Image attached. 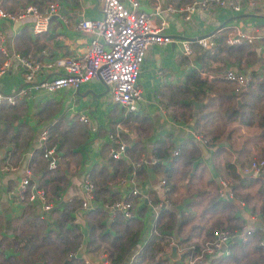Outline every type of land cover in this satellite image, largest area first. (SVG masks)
Here are the masks:
<instances>
[{
	"label": "crops",
	"instance_id": "obj_1",
	"mask_svg": "<svg viewBox=\"0 0 264 264\" xmlns=\"http://www.w3.org/2000/svg\"><path fill=\"white\" fill-rule=\"evenodd\" d=\"M97 1L0 0V8L8 13L13 12L25 2H31L38 9L43 8L48 2L57 6V14L51 17L48 29L35 35L29 31L28 23L12 22L0 17V48L7 55L28 56L37 62L48 61L55 56L82 53L89 41V36L76 30L75 26L81 19L101 17ZM136 1L139 11L145 13L152 11L153 0ZM191 1L158 0L162 8L165 6L182 7ZM233 1L238 4V10L211 5L208 9H198L187 20L180 13L162 12L157 16H151L154 24H159L161 21L164 23L162 31L170 38V42L152 43L146 48L137 80L141 99L138 104L139 110L135 113L121 114L117 107L109 103L107 96L104 98V87L95 81L81 83L78 88L60 89L47 95L32 93L17 100L15 105H0V164L6 163L15 168V171L9 173L0 170V264H40L37 257L38 249L33 247L34 249L31 250L35 253L31 255L28 246L31 243L34 246L43 245L44 242L40 240L42 234L55 231L58 223L62 228L69 227L70 221L77 224L79 232L77 246L82 248L88 239L87 218L84 219L85 211L98 209L103 212L104 217L101 221L105 225L104 229H107L111 223L110 219L114 216H122V212L116 211L112 214L102 206L103 203L111 200L110 197L131 203L132 217L142 222L140 241L150 234L155 218L154 212L149 207L150 202L160 201L164 194L168 200L167 211L171 212L175 221L180 220L182 223L179 236L189 234V231L193 234L189 241H196L198 235L202 237L211 220L223 218V214L220 216L219 213L215 215L209 210H203L220 188L219 183L224 181L223 164L232 160L246 167L250 160L258 158L255 154L256 152L260 154L258 146L264 144V139L254 136L253 126L243 127L238 124L236 126L233 122L226 123L225 127L220 126L218 119L221 118L222 109L227 104L224 101L225 97L221 99L220 104L212 101L213 94H206L204 99L199 101L191 99L190 103L197 102L200 105L197 108L192 105L195 114L188 123H184L170 118L166 109L168 101L162 96V92L167 87L183 84L190 70H197L201 78H203L201 71L216 74L213 79H206L211 82L214 79L222 80L219 74L225 70L234 69L249 76L251 71H259L264 67V61L260 64L262 58L264 59V0ZM121 2L127 6V0H121ZM233 28L256 36L252 43L245 45L243 51V54L249 55L248 58L251 61L257 60L256 63L241 64L235 67L231 61H226L224 69L210 70V67H216L218 64L212 63L209 59L206 61L204 57H198L199 46L195 40L211 34L224 36ZM187 38L193 41H188ZM184 41L189 43L191 49L189 56L182 53ZM4 60L5 56L0 51V66ZM8 63L5 71L0 73V91L10 94L22 86L23 68L14 60L10 59ZM148 73L152 75L149 87L151 89L154 83L155 87L151 94L146 95L141 88L144 86L148 89L145 77ZM50 74L51 72H45L37 78L40 80ZM101 87L102 91H98ZM231 88L233 93H237L230 84ZM36 96L40 97L34 101L33 98ZM227 102L229 105L231 100L227 99ZM239 104L240 101L237 99L236 106ZM200 108H202L201 113L208 112L211 117L215 118L212 124H208V117L203 118L199 126L203 130L205 127L210 129L209 134L217 136L215 142L219 141L223 149L219 154L215 151L216 147L206 146L203 140L193 135L196 132L192 126L198 117L197 111L200 112ZM78 114H85L87 121H78L76 119ZM214 123L216 126H213ZM47 125L52 127L58 164L63 166L59 175L66 178L64 186L61 189L58 188L60 190L59 199L56 202L55 198L52 199L54 206L46 214L47 221H44L45 224L36 225L34 222L43 221L38 217V204L19 202L15 188L24 168H29L30 172L37 176L41 174V163L45 161L39 155L36 156L37 153L34 150L39 132ZM116 127H118L122 141L126 143L125 152L116 160L123 163L126 172L123 176L115 177L114 181L106 187L104 183L101 184L100 188L103 185L107 192L100 193L96 199L92 200L90 210H80L78 197L81 196V189H83L82 175L85 173L89 175L94 165L107 164L108 149L112 146L109 135L115 131ZM221 131H229V142L224 141L218 135ZM197 135L200 136V134ZM160 139L168 142L167 155L159 165L154 166L158 159L152 155L151 151L155 141ZM178 146H183V148H180V156L176 157L177 160H174L172 164L173 157L170 156V152L176 149L178 151ZM135 158L137 160H134ZM138 168L140 171H137ZM170 168L174 170L168 180L170 182L168 190V181L164 186H161L159 181L168 173L170 174ZM111 171L108 169V173ZM251 179L264 182L261 178ZM131 182H133L132 185L137 186L142 199L129 195V190L132 188ZM250 191L251 189L248 193ZM220 198L228 201L226 198ZM254 198L253 194L251 200H255ZM57 201H59L58 204L61 203L59 207H56ZM230 203L234 206L230 207L232 215L241 220V230L244 228L250 231L259 229V219L264 218V215L258 209V201L256 205L252 204L256 211H252L251 205L243 201L233 200ZM97 218L98 214H95L90 222H94ZM97 222L99 228V220ZM47 224H50L48 228ZM232 242L240 243L235 239H229L226 251L219 249L218 253L205 258L202 261L203 264H208V259L211 257L228 255L230 252L228 247ZM169 243L174 244L173 240ZM22 244L27 246L26 249L21 247ZM170 247L169 244L165 255L168 260L166 264L179 261L181 258L177 257L174 260L169 258ZM52 257L56 259L57 255H52ZM87 258L92 264L98 261L96 257Z\"/></svg>",
	"mask_w": 264,
	"mask_h": 264
},
{
	"label": "trees",
	"instance_id": "obj_2",
	"mask_svg": "<svg viewBox=\"0 0 264 264\" xmlns=\"http://www.w3.org/2000/svg\"><path fill=\"white\" fill-rule=\"evenodd\" d=\"M246 44L247 43L242 42L238 45L228 46L224 43L223 36H217L214 38L213 45L208 49L198 48V57H204L203 59H206V61L209 59L212 63L215 62L218 64L216 67H210V70L224 69V63L226 61H231V64L235 67L241 64L256 63L257 60L251 61L248 58L249 55L243 54ZM263 61L264 59L262 58L260 64H262ZM185 79L183 84L167 87L162 92V96L168 101L166 109L170 118L175 121L188 123L195 114L190 100L194 99L199 101L204 99L206 94H213V97L214 95L218 96V104H220L221 99L225 97L224 101L227 104L225 108L222 109V114L220 115L224 122L231 123L236 121L239 126H253L254 136L258 139H264V67L260 68L259 71H251L248 83L237 93H233L232 88L230 89L231 83L220 79H214L208 82L206 79L200 77L197 70H190L188 74H186ZM216 83H218V85H216ZM228 89L231 92L225 95L229 92ZM227 99L231 100L229 105ZM237 99L240 101L238 106H236ZM212 101L214 100L212 99ZM256 107H258V109H256ZM201 109L202 108H200V112L199 110L197 111L198 117L195 119L192 127L197 134H200L199 137L203 140V143L208 147H216L215 151L219 154L223 149L222 145H219V141L215 142L217 136L209 134L210 129L205 127L203 130V128L199 126L201 119L210 116L208 112L201 113ZM45 128L47 135L44 145L40 149L36 148L34 150V152L37 153L36 156L39 155L40 158L44 148L54 147V151L57 153V147L54 145V135L51 131L52 127L47 125ZM228 137H230V135ZM167 144L168 142H165L164 139L155 141L151 153L158 161L154 166L159 165L160 161L164 160L166 157L168 149ZM178 147L177 155L173 156L172 164L175 162L174 160H177L176 157L180 156V148H183V146ZM258 148L260 149V155L264 156V144H261ZM41 159L43 160V158ZM134 160H137V158ZM106 162V165H94L88 175V181L94 187L93 199H96V196L102 192L106 193L107 191L104 187L114 181L115 177L118 178L123 176L126 172V167L123 166L121 161L108 157ZM234 164L237 163H232L230 161L224 163L222 173L226 189L230 193L232 200L243 201L246 204H250L252 211H256L255 206L252 204L258 201V209L261 214L264 215V182L258 179L240 176L235 171ZM237 165L241 168L244 167L240 164ZM62 168L63 166L58 164V161L52 168H48L42 161L40 169L41 174H39V176L32 174L30 169L27 168L30 175L34 176V178L30 177L33 188L41 189L51 205L52 199L55 198V202L59 199L60 190L58 188L61 189L65 184L66 177L59 175L60 169L62 170ZM121 168H123V170H120ZM108 169L112 170L111 173H108ZM170 170V174L168 173L167 176L165 175V184H167L166 181L169 180L174 168H170ZM137 171H140V169L138 168ZM103 183L104 187L102 185V188H100V185ZM169 186L170 182L168 181V190L170 188ZM249 189H253L255 200H251L253 194L250 195L248 193ZM109 194L111 193L109 192ZM110 199L111 200L107 202L117 200L112 197H110ZM58 202L59 201H57L56 205ZM157 202L158 200L152 201L150 204L153 205ZM53 206L54 203L52 208ZM231 206L234 207L230 202L221 199L218 191H216L215 196L209 200L203 210H209L215 215L216 213H219L220 216L223 214V218H214L211 220L209 226L204 231V235L202 237L198 235L196 241H189L190 238L193 237L190 231L189 234L179 236L182 223L180 220L175 221L171 212L167 211L166 208H160L157 211L152 222L150 234H147L143 241H140L142 232V222L140 219L134 218L132 215L129 218H123L121 215H118V217L114 216L113 219H110L111 223L107 226V229H104L105 225L101 221L104 214L97 209L95 211H85L84 213V219L87 218L86 222L88 223V239L85 241L84 246H82L84 253L80 250L77 254L72 256L73 251L79 246H77L79 232L77 224L74 223L73 220V223L70 221V226L66 228H62L58 223V227L55 231H48L42 234L40 240L44 242L43 245L39 244V246H34V244L31 243L28 246V250L32 255L35 253L32 250L40 247L37 256L40 264H86L83 260L84 256L96 258L104 256L108 264H166L168 260L165 255L168 251L169 242L173 240L174 244L179 249V253L183 255L179 261L171 264H186L185 259L188 257H198L204 250V247L211 240L212 231L214 229H223L228 233H232L236 230L241 231V220L232 215L233 212L230 210ZM129 207L132 212L133 208L131 203H129ZM95 214H98V218L91 223L90 220L94 218ZM224 218L225 221H223ZM262 219L264 218L262 217ZM69 220H71V217H69ZM97 220H99V228ZM44 221L46 222L47 220L43 219V221H36L34 223L36 225L45 224ZM58 222H60L59 219ZM48 225L50 226V224H47V228ZM260 235V229L250 231L244 241L240 243L232 242L229 245L228 250L230 252L228 255L211 257L208 259L207 263L264 264V246L259 244ZM21 247L26 249L27 246L22 244ZM52 255H57V258H53ZM204 259L205 256L202 254L200 262H196V264H203L202 261Z\"/></svg>",
	"mask_w": 264,
	"mask_h": 264
},
{
	"label": "built area",
	"instance_id": "obj_3",
	"mask_svg": "<svg viewBox=\"0 0 264 264\" xmlns=\"http://www.w3.org/2000/svg\"><path fill=\"white\" fill-rule=\"evenodd\" d=\"M97 2L101 17L97 19H81L75 26L76 30L89 36V41L82 53L55 56L48 61L37 62L28 56L7 55L0 48V51L5 56V60L0 66V73L5 71L10 59L23 68L22 86L16 88L10 94L0 91V105H15L17 100L23 99L32 93L52 94L60 89L78 88L81 83L95 81L104 87L109 103L117 107L121 114L135 113L139 110L138 104L141 99L137 80L146 48L152 43L166 44L170 42V38L162 31L164 23L161 21L159 24H154L151 16H157L162 12L180 13L187 20L198 9H208L211 5L228 7L232 10L239 9L238 4L233 0H192L190 3L177 8L170 6L162 8L158 0H153L150 13L139 11L136 0H127V6L123 5L121 0H98ZM56 7L54 3L48 2L43 8L38 9L32 3H27L19 6L11 13L4 12L0 8V17L12 22L28 23L29 31L35 35L48 29L51 17L57 14ZM215 37H217L216 34L202 36L197 38L195 43L201 48H207L213 45ZM255 38L256 36L252 34L240 32L233 28L224 34L223 41L228 46H234L242 42L250 44ZM182 53L185 56L191 54L189 43L186 41L182 43ZM45 72H51V74L39 80L37 76ZM200 74L207 80H211L216 76V74L206 71H201ZM219 76L222 80L231 83L235 92L241 90L249 81L247 74L240 73L234 69L225 70ZM77 120L86 122L87 117L85 114H78ZM45 127L41 129L37 136V149L44 145L47 135ZM193 135L200 140L199 135L196 133H193ZM109 139L112 146L108 149L107 156L110 159L119 158L126 148V143L122 141L118 127L109 135ZM176 155L177 149L170 152V156ZM41 158H43L48 168L54 167L58 161L54 147L44 148ZM234 167L239 175L240 172L252 170L251 178L264 180L263 157L250 160L244 168L237 164H234ZM0 170L4 173H9L15 171V168L9 164L2 163L0 164ZM30 177L29 170L24 168L20 173L15 188L18 201L30 204L35 202L38 204V217L46 219V214L50 211L52 205L41 189L33 188ZM82 179L83 189H81V196L78 197L79 209L90 210L92 208L94 187L88 181L86 173L82 175ZM159 183L164 186L165 178L160 179ZM132 184L133 182H131ZM219 184L218 194L220 197L225 198V191L227 190L225 182L221 181ZM25 192L27 193L24 194ZM129 195L142 199L135 185H132ZM102 206L112 214L120 211L123 217L129 218L132 215L129 202L127 201L116 200L103 203ZM167 206L168 200L165 194L156 204H149L155 216L160 208H167ZM259 229L261 230L259 244L264 246V219H259ZM249 233L250 230L245 228L232 233L222 229H215L212 231L211 240L199 256L188 257L185 262L186 264H196V262H200L202 254L207 258L218 253L222 246L226 251L229 239L242 242ZM80 250L84 253V250L78 247L72 256ZM83 260L86 264H92L86 256L83 257ZM96 264H108V261L104 256H100Z\"/></svg>",
	"mask_w": 264,
	"mask_h": 264
},
{
	"label": "rangeland",
	"instance_id": "obj_4",
	"mask_svg": "<svg viewBox=\"0 0 264 264\" xmlns=\"http://www.w3.org/2000/svg\"><path fill=\"white\" fill-rule=\"evenodd\" d=\"M27 3H31V2H25V3H22V4H27ZM145 77H146V80H147V82H148V89L146 88H144V86L141 88V90H144V93L146 94V95H148V94H151L152 92H153V90H154V87H155V83H154V85L152 86V88L150 89V87H149V81H150V78L152 77V75L150 74V73H148V74H146L145 75ZM140 88V87H139ZM98 91H102V87L98 90ZM105 90H103V92H104ZM104 98H106V92H104ZM211 99H213L214 101H216L217 103H218V96L217 95H214V97H211ZM76 119H77V116H76ZM215 120V118H213V117H211V116H208V119H207V122H208V124H212V122ZM219 120V123H220V126L221 125H223V127H225V124L227 123L226 121L224 122L223 121V119H221V118H219L218 119ZM236 126H237V122L236 121H234L233 122ZM213 126H216V123H214L213 124ZM218 128V127H217ZM217 128L215 129V130H217ZM219 129V128H218ZM224 141L225 140H227V141H229V135H230V133H229V131H221V132H219V134H218ZM260 151V150H259ZM258 156V158H262V157H264V156H261L260 154L258 155V152H256V154H255V157H257ZM250 195H252L253 194V189H251V191H250V193H249ZM255 204H257V201H255ZM39 240H37V242H38ZM40 247H37V249H39Z\"/></svg>",
	"mask_w": 264,
	"mask_h": 264
},
{
	"label": "water",
	"instance_id": "obj_5",
	"mask_svg": "<svg viewBox=\"0 0 264 264\" xmlns=\"http://www.w3.org/2000/svg\"><path fill=\"white\" fill-rule=\"evenodd\" d=\"M187 40L188 41H193V39H188L187 38ZM45 95H47V94H45ZM44 96V95H43ZM38 97H40V96H36L35 98H33V100L35 101ZM191 104L194 106V108H197L200 104H198L197 102H191ZM200 144V143H199ZM252 174V170H250V171H248V172H240V175L242 176V177H249V178H251V175ZM31 177H33L34 178V176H31ZM225 198L228 200V201H233L232 200V198H231V196H230V194H229V192L226 190L225 191ZM61 205V203H59V204H57V206L56 207H59ZM144 236H145V233L143 234V238H144ZM142 238V239H143ZM223 249V246L221 247V249L220 250H222ZM182 253H177L176 252V247L174 246V245H172L171 247H170V252H169V254H168V257L169 258H171L172 260H174V259H176L177 257H182Z\"/></svg>",
	"mask_w": 264,
	"mask_h": 264
},
{
	"label": "clouds",
	"instance_id": "obj_6",
	"mask_svg": "<svg viewBox=\"0 0 264 264\" xmlns=\"http://www.w3.org/2000/svg\"><path fill=\"white\" fill-rule=\"evenodd\" d=\"M172 245H174L176 247V249L178 248L175 244L170 243V246H172ZM178 251H179V249H178ZM178 251H177V253H179Z\"/></svg>",
	"mask_w": 264,
	"mask_h": 264
}]
</instances>
